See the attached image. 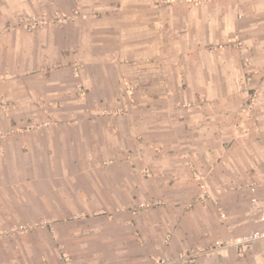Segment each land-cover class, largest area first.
<instances>
[{"label": "crops", "instance_id": "obj_1", "mask_svg": "<svg viewBox=\"0 0 264 264\" xmlns=\"http://www.w3.org/2000/svg\"><path fill=\"white\" fill-rule=\"evenodd\" d=\"M2 1H6L2 12L8 16L27 10L49 12L52 1H60L66 13H75L74 0ZM230 1L221 10L234 16L235 33L257 32L243 45H250L254 53L252 80L262 81L253 91L249 134L242 123L233 132L226 124L210 122L203 129L209 136L196 139L190 121L188 126L185 119L175 121V171H124L126 164L122 171H94V167L84 171V161L103 162L116 156L126 160L132 147L115 139L114 119L57 123L43 119L36 129L17 133L25 123L3 120L0 114V131L9 128L5 135L0 133V229L14 225L11 237L0 239V264H63L60 256L67 252L72 264H153L157 258L229 243L257 227L252 201L264 202V56L258 54L261 48L264 55V42L257 41L264 38V0L253 1L250 7H234V0ZM32 28L28 32L19 26L0 29L1 87L8 83L7 91L1 92L14 106L12 115L43 110L47 118L51 110L79 116L85 111L79 94L83 86L90 88L89 93L99 91L105 96L120 90L118 72L108 68L101 66L88 78L91 65L100 66V59L108 60L104 66L113 61L88 60L86 49L99 48L101 38L84 32L78 15L63 25ZM221 62L229 64L225 58ZM164 126L145 123L143 130L157 128V132L148 138L142 135L138 149L146 151L148 142L168 143L167 132L158 131ZM208 143L219 148L197 147ZM230 149L235 150L233 155ZM200 153L209 161L219 160L218 165L209 163L205 171L208 183L203 188L208 193L203 197L193 173L186 171ZM229 186L238 188L228 190ZM154 197H166L167 203L131 211L137 202ZM22 224L31 226L23 230ZM259 259H264L261 244L244 251L226 245L216 254L175 264H254Z\"/></svg>", "mask_w": 264, "mask_h": 264}, {"label": "rangeland", "instance_id": "obj_2", "mask_svg": "<svg viewBox=\"0 0 264 264\" xmlns=\"http://www.w3.org/2000/svg\"><path fill=\"white\" fill-rule=\"evenodd\" d=\"M253 1L256 0H234L233 4L234 7H250ZM3 2L6 1L0 0V29L19 26L28 32L33 26L63 25L78 15L84 32L89 33L93 39L101 38L99 48L86 49L90 55L86 56L88 60L105 57L113 61L104 66L103 63L108 60L100 59L103 63L100 66L91 65L87 69V76L91 80L92 75L101 70V66L103 70L108 68L111 72H118L120 90L114 95L106 96L99 94V91L89 93L91 90L84 83L85 87L79 94L85 111L80 112L79 116L51 110L46 113L47 118H44L43 110L12 115L10 112L14 106L6 94L1 92L7 91L8 83L3 88L0 84L2 119H20L19 122L25 123L20 125L21 129H17V133L36 129L43 119L56 123L80 119H114L117 123L115 139L132 147L129 148L126 160L116 156L103 162L84 161L81 163L84 171L92 167L96 168L94 171H122V164H126L127 170L124 171H175V121L185 119L186 126L187 121H190V128L193 127L196 139L200 136L204 140V137L209 136L203 133V129L210 122L213 125L218 122V126L226 124V129L233 132L242 123L243 131L249 134L253 121V91L257 83L262 81L252 80L251 58L254 53H251L250 45L247 48H243V45L257 36V32L240 30L235 33L234 16H227L221 10L227 4L230 6V0H74L75 13L72 14L61 8L63 4L60 1H52L49 12L29 14L27 10L17 17L2 12ZM9 2L11 4L13 1ZM43 2L40 1L39 4ZM25 3L27 4L26 1ZM114 10L121 13L116 14ZM261 24L264 27V19ZM257 41L262 43L264 38ZM262 50L259 49V56H264ZM224 58L229 62L228 65L220 63ZM76 66L79 70L80 65ZM56 67L58 68L57 65L53 68ZM143 123L164 124L158 131L167 132L164 137H168L166 139L169 142L164 145L148 142L146 151L138 149L142 135L150 137L157 132V128L143 130ZM8 131L9 128L5 127L0 133L5 135ZM123 133L131 137L130 145L127 135L123 137ZM209 146L212 149L219 148L215 143L200 144L197 147L203 150ZM186 148L187 146H183L181 149L185 151ZM232 150L230 149L231 155L235 153ZM157 153L162 156L159 157ZM209 163L218 165L219 160L215 158L209 161L204 153H200L188 165L185 164L186 171L193 173L202 197L208 193L203 185L208 183L205 171ZM146 165L151 169L146 168ZM234 188L238 187L229 186L228 190ZM165 198L142 200L134 204L131 211L139 212L164 205V200H167ZM30 226L19 225L23 230ZM13 228L14 225L0 229V239L10 238ZM68 254L60 256L63 264H72V257ZM254 264H264V259H259Z\"/></svg>", "mask_w": 264, "mask_h": 264}, {"label": "built area", "instance_id": "obj_3", "mask_svg": "<svg viewBox=\"0 0 264 264\" xmlns=\"http://www.w3.org/2000/svg\"><path fill=\"white\" fill-rule=\"evenodd\" d=\"M252 208L256 215L257 227L243 235L233 239L229 243H218L220 245L209 249H200L187 251L185 253H179L175 257L157 258L153 264H174L177 262H189L194 261L201 255H213L218 252V248L221 246H232L238 250H246L253 247L256 244H261L264 248V202L258 199H253Z\"/></svg>", "mask_w": 264, "mask_h": 264}]
</instances>
